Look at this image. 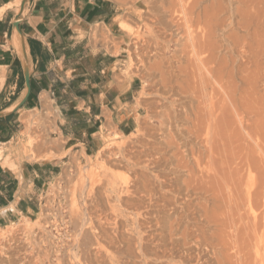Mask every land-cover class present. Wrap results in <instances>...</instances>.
Wrapping results in <instances>:
<instances>
[{"label":"rangeland","instance_id":"1","mask_svg":"<svg viewBox=\"0 0 264 264\" xmlns=\"http://www.w3.org/2000/svg\"><path fill=\"white\" fill-rule=\"evenodd\" d=\"M112 1L115 2L118 7V15L116 19L118 23L117 26L120 31L114 37V35H112L111 32L107 30L109 35H105V39L107 45H109V52L116 55L118 54V56H115L113 58L116 60L118 59V64L114 66L117 78L126 83H129L131 81L135 82L133 85V90L136 94V106L132 114L133 118L130 117L131 120L129 121V123H123L122 125L118 126L113 122L111 116L109 115L106 121H99L98 125L95 124L96 128H94L92 136L94 138L93 140H96L97 143L93 144L92 142L91 144L87 143L86 145H84L74 144L73 142L70 144L65 137L57 135L56 122L52 118L53 114L49 105H46L43 108L38 109L37 111L29 110L23 114V127L21 132L19 133V137L15 138L12 142L4 144L0 143V164L5 168H12L16 171H19L16 165L17 162L19 163L22 161L42 162L48 164V167L44 169L45 172L41 170L38 171V176L33 174V176L28 177L30 179H35H33V181L30 180V182L26 180L23 183V179L20 176L21 185H23L24 192L29 194V196H27V199H29V203L32 205L33 210L29 211V213H17L16 217L8 220L4 224H1L0 229L7 228L10 225L19 227L21 226L22 222H24L25 217H27L34 222H47L49 233L40 231L41 228L38 226V224H35L34 233L30 236L33 237L31 242H27V239L29 237L25 236V234L15 235L16 240L12 247H10V243L6 244V247L2 249L3 251H1L0 249V263L21 264L23 261L22 258L28 256L27 259L29 258L30 260L29 264H69L72 250L74 251L75 249V240L77 237L75 235L77 234L78 229L76 226L78 224L77 215L78 212H80H77V210L79 209L81 211L84 210V212H86L87 214L89 213V225L87 224L84 227L87 228V230L88 228L92 229L96 227L98 229L97 231H100L102 229L105 230V233L101 235L102 237L100 238V241L104 244L108 243V245L112 246V248L116 247L117 245V242L114 239H109L111 235L112 237L114 235V233H112L114 228H117L118 226L117 229H119V231L124 234L123 238L125 237L124 239L126 240H124V242L126 243V241L129 240L128 238H134L135 236H138V233H136L134 230H136V225L140 227L139 231L145 242L147 248L146 252L150 264H222L223 258L226 259L224 260V264H244L247 255L250 256L251 254L252 255L248 257V260L250 259L249 261L253 263L255 259V254L253 253H255L256 250V245H253L256 244L254 234L258 232L260 233L262 228L259 229L260 231H256L254 229V220H251L253 218L251 217V214H248L250 210L248 209V205L245 202L246 198L245 196H239L243 191L239 193L237 190H235L236 188L232 183L231 187H234L233 189L236 193H231L230 187H225V189L223 187L224 190L222 189V192L219 191V194L215 193L216 195L218 194V196H216V203V201H213V196H215V194L213 193L216 192V187H214L216 188L215 190H212L213 186L207 184L206 182L204 187L202 185L204 183H201V181L198 179V181L193 182V184H195V187L194 185L192 187L195 188V190H193L191 187L189 189L186 187V185H184L186 184L185 181L190 178V174H192L193 171H195V173L199 175L200 171L204 168L206 169V166H208V159L202 158V161H204L203 159H205L204 162L207 164H204L202 162L203 164L201 163V167L197 168L198 164L193 161L194 159L192 157H188L187 153L184 151L186 149V147H184V142L188 140L186 129L189 127V120L193 118L192 110H190L188 113L187 111L185 112L183 111V109H181L177 114V119L174 117H172L173 120L170 119L169 126L161 122L163 114L170 115V113H172L171 101L174 97H179L181 92V87L176 85L175 87L177 89L175 88V93H177L178 95L176 94L177 96H174L171 95V93H168L169 86L167 84V80L170 75L169 64L167 63V61L171 59V57H173L174 52L178 48L175 42H168V40L172 38L171 36H169L170 29L173 28L172 30L174 32L176 31V28L174 26H171L170 24V21L172 20L171 13H168L167 11L168 7H170L168 6L170 0H157V2H155V5L164 4L163 6L165 7L164 11L166 12L161 11L158 14L155 11L156 8L154 7V1L152 2L153 4L151 3L153 7H151L150 4L146 3L145 0ZM159 2H161V4ZM211 2L212 0H208V2H205L204 5L209 6L211 5ZM235 5L238 4L235 3ZM151 9L154 12L152 16L150 13ZM125 24L129 27V29L123 26ZM151 24L152 26H150ZM148 26H150L149 30H151L149 32L147 31ZM137 30L143 38L142 42L144 45V49L142 53V61L140 59L138 60L137 52L135 50V46L138 45L134 42L136 34H139ZM238 32L239 29L233 28L230 29L227 34L229 36H233V34H236ZM230 33L232 35H230ZM263 92L264 90H261V97L264 98ZM165 97L167 98L165 99ZM261 101V110L263 111L262 113H264V101L263 99ZM193 102L194 101H192L193 106L197 105L196 101L194 102L195 105L193 104ZM186 104L187 107L191 106V103L188 101L186 102ZM34 113L36 114L34 115ZM32 116L33 121L37 122L35 126H33V132H35L34 135L40 139L34 145H30V141L32 140V138L27 133H25L28 129L27 127L30 125V122L28 123V118ZM194 145V140L192 142L189 141L190 147H195ZM195 151L197 152V154H200L199 152H203V147H195ZM146 161L148 163L150 161V163L148 164ZM186 161L189 162L187 163ZM192 162L195 165L197 164L194 169H192L194 166L192 165ZM185 163H187V165H185ZM186 167L189 168L186 169ZM230 170L231 169L227 170V174ZM242 171L243 173H245L244 170ZM242 171L239 170V174H241L240 176L242 177L239 178V174L235 177L240 180L239 182L244 189V186L246 184L244 182H247V178L246 173L243 174ZM88 172H91L90 177L87 175L90 174ZM126 172L128 176L131 177L129 184V186H131L129 187L130 191L126 194L124 193L120 198V201L118 202V199L114 197V193L110 191V186L108 185V183L110 180H114V178L115 180L120 181ZM156 174H159L162 176V178H165L163 179L164 183H160L159 181L160 179L162 181L161 176L155 181ZM89 178L91 179L89 180ZM175 179H177V181ZM156 182H158L159 184H157ZM228 183L231 184V180ZM242 183L244 184L242 185ZM197 188L198 190H196ZM220 194H222V196ZM219 195L220 199H223L224 197L225 200H220L218 198ZM227 196L228 198L232 196L227 199L229 200V202L226 201ZM235 196L237 199H235ZM261 197L264 198L263 196ZM233 198L236 201V204L235 201L232 200ZM230 199L232 200L233 205ZM94 201L96 203H94ZM240 201H242L243 203L245 202V205ZM222 202L225 204L220 206L219 204H222ZM262 202L264 203V199H262ZM262 202H260V206L262 207L257 209V212L261 209V211H259L258 213L259 215L264 209V205ZM226 203L228 204L227 206ZM116 204L118 207L116 206ZM215 204H217L219 207H216ZM84 208H86L87 211H85ZM207 208L209 209L207 210ZM203 210L204 212L208 211V215L206 213L204 214ZM212 210L214 212H212L211 214ZM216 210L218 213L220 210L222 214L219 213L218 215ZM169 212L171 213L169 214ZM230 212H232V214L234 212V214L231 215ZM137 214V218L140 217L138 219L139 223H135L134 225L133 219ZM228 214L231 216H229ZM238 214L241 216V218L240 216H238ZM133 215H135V217ZM221 215H223L224 217ZM219 216L220 218L223 217V220H221ZM103 217H105V219ZM193 218H195L196 220ZM245 218L246 221H243V219L245 220ZM248 218H250V220ZM212 220L214 221L211 222ZM231 220H233L234 222ZM239 220L240 222H238ZM216 221L219 222V224H216ZM224 221H226V223H224ZM260 221L261 216L259 222ZM106 222L110 224H107ZM114 222H116L117 225ZM194 222L198 223V225H195ZM204 222L206 223L204 224ZM220 222L224 226L225 230L223 229ZM245 222L247 225L244 224V227L242 226L243 224L241 225V223ZM186 223L187 228L185 225ZM248 224H251L249 225L250 227L252 226V233L249 230L250 227L248 226ZM110 225L114 228L112 229ZM192 226L195 229H198V227L201 229H198L199 231L197 230L194 232L192 231V229H190ZM129 227L131 229H128ZM226 228H228V233ZM185 229L188 230L185 232ZM201 230L204 231L203 237L206 236L205 240L203 239V237L200 238L202 236V232H200ZM132 231H134L135 233ZM192 232H194L195 236H193L194 234ZM206 232L207 234H205ZM19 233L22 232L20 231ZM226 234L228 235V237H225ZM246 234L249 240H247L248 238L246 237ZM217 235L220 236L217 237ZM253 235L254 238L251 237ZM236 236L238 239H236ZM215 238L221 240L218 241ZM226 238H229L230 241H227ZM83 239L85 241L89 240L88 236L87 238L82 237L81 240ZM93 239L94 238L92 237V240ZM200 239L201 241H199ZM224 239H226V241ZM134 240L135 239H132L128 242L131 243V245H135L136 242ZM208 240H210L211 242H208ZM223 241L225 244H223ZM248 241L251 242L249 243ZM215 242H217V244ZM249 245L251 247H249ZM206 246H208V248ZM225 246L228 247V250ZM212 247L216 250H214ZM244 247L246 252L241 251L244 250ZM248 247L249 249L251 248V252ZM252 247L255 248L252 249ZM238 249L239 253H237ZM240 251L241 253L244 252V254H248H245L244 256L243 253H240ZM149 252L150 254H148ZM200 252L202 253V257ZM249 252L251 254H249ZM169 253L171 256L169 255ZM211 253L213 254V256ZM233 253H236V256L237 254H239L240 256L238 255L237 258ZM218 254L220 256H216ZM167 255H169L170 257ZM222 255H224L223 258H221ZM228 255L232 256H230L229 258ZM124 258L127 259L125 257V254ZM242 258L245 260H243ZM211 259L213 260L211 261ZM132 260L136 262L139 261L140 263L141 258H134ZM214 260L216 262H214ZM225 261H227L228 263ZM251 262L250 264H252ZM99 264L109 263L107 262V260H105V262H100Z\"/></svg>","mask_w":264,"mask_h":264},{"label":"bare ground","instance_id":"2","mask_svg":"<svg viewBox=\"0 0 264 264\" xmlns=\"http://www.w3.org/2000/svg\"><path fill=\"white\" fill-rule=\"evenodd\" d=\"M145 2L150 4V5L153 2L154 7L156 8L155 11L157 14L160 13L161 11L163 12L165 10V7L163 6L164 4L163 5H155L156 4L155 2H157V0H145ZM161 2H163V1H161ZM161 2H159V3L161 4ZM205 2H208V0H170V3L168 5L170 7H168L167 11H168V13H171V16H172V17L170 16L172 19L170 21V24H171V26H174L176 28V31H175L176 33L172 30L173 28L170 29L169 36H171L172 38L169 39L168 42H171V43L175 42L177 44L178 48L174 52L173 57H171V59H169L167 61V63L169 64V75H170L168 80H167V84L169 86V90L168 89L167 90H168V93H171V95L177 96L178 94L175 93V88H176L175 86L178 85L179 87H181V90L179 89L181 92L179 91L180 92L179 97L178 96L174 97L173 100L171 101L172 113H170V115H164L163 114L161 122L163 124H167L169 126L170 125V119H172V117L177 119V116H178L177 114L181 109H183V111H185V112L187 111L188 113L190 110H192V112H193L192 117L193 118H191V120L188 119L189 120V127L186 129L188 140H186L184 142V147H186V149L184 151L187 153L188 157H190V158L192 157L194 159L193 161H195L199 165L198 166L196 164L197 168L201 167L202 162L204 164L208 163V166H206V169L204 168L205 171H204V169L201 170L199 175L197 173H195V171H193V173L190 174L191 175L190 178L186 181L184 180L186 183L184 185H186V187L189 189L191 187L193 190H195V188L192 187L193 185L195 187V184H193V182L200 180L201 183H204V184H202L203 186L205 185V182H206L207 184L213 186L212 190H215L217 188V190H215L216 192H214L213 194H215V193L219 194L220 193L219 191L222 192L225 189V187H228V188L230 187L231 193L232 192L236 193V192H234V189H233L234 187L236 188L235 190H237L239 193H241V191H243L242 194H240L239 196H242V197L245 196V198H246L245 202L248 205V209L250 210V211L248 210L250 212V213L248 212V214H251V217L253 218L251 220H254V224H253L254 229L256 231H260L259 229L262 228L260 233L259 232L256 233L257 235L254 234L255 238H254V235L251 236L252 238H254L256 240V244L252 243L253 245H256L255 253H253V254H255L254 255L255 259H254L253 263L254 264H264V209L260 215L258 213H259V211H261V209L258 210V212H257V209L262 207V206H260L261 205L260 202H262V199H264L261 197V196L264 197V113H262L263 111L261 110L262 109V106H261L262 101L261 100L263 99V101H264V98L261 97L262 96L261 90H264V0H212L211 5H209V6L204 5ZM235 3L238 5H235ZM151 7H153V6L151 5ZM164 12H166V11H164ZM150 13L152 16V14L154 13L152 9H151ZM154 24H155V22H154ZM123 26L125 28L129 29V27L126 24ZM150 26H152V24ZM150 26H148V30H147L148 32L151 31V30H149ZM175 28H174V30H175ZM233 28L239 29V32L236 34H233V36H229L227 34V32ZM129 32H131V31H129ZM233 32H234V30H233ZM138 33H139V31H138ZM230 35H232V34L230 33ZM142 41H143L142 35L140 33L136 34L134 42H135V44H138V45L135 46V50L137 52L138 60L140 59L141 61L143 59L142 53H143V49H144L143 48L144 45H143ZM177 56H178V59H177ZM183 63H184V65H183ZM166 98L167 97H165V99ZM187 101L191 103L190 107H187V104H186ZM192 101H194V102L196 101L197 105H195L193 102V104L195 105V106H193ZM28 119H29L28 123L30 122V125L27 123L29 126L27 127L28 129L25 133H27L32 138V140L30 141V145L31 144L34 145L40 140L38 137H36L34 135L35 132H33V128H34L33 126H35V124L37 122L33 121V116L28 118ZM193 140L195 141V145H194L195 147H197V148L201 147V146L203 147V152H199L200 154H197V152L195 151V147L189 146V141L192 142ZM0 154H1V151H0ZM202 158H207L208 159L207 163L204 162L205 159H203L204 161H202ZM149 163H150V161H149ZM187 163H185V165H187ZM189 165H191V164H189ZM192 165H194L192 168V169H194L196 165L193 164V162H192ZM149 166H152V165H149ZM189 167H186V169ZM132 168H133V166H132ZM227 168L231 169L230 171H228V174L230 173L229 175L227 174V170H229ZM239 170L240 171L244 170L246 173L247 182H244V183H246L244 186V189L242 188L241 183L239 182L240 180L235 177L236 175L239 174ZM197 171H199V170H197ZM88 173H90V174H87L90 177L91 172H88ZM242 173H243V171H242ZM245 173H243V174H245ZM240 175L241 174L238 175L239 178L242 177ZM160 176L161 175L156 174L155 175V178H156L155 181L157 179H159ZM161 178H162V176H161ZM90 179L91 178H89V180ZM130 179H131V177H129L127 172H126L120 181L115 180V178H114V180L112 179L109 181V183H108V185L110 186L109 189L112 193H114V197L116 199H118V202L120 201V198L122 197V195L124 193L126 194L130 191L129 190L130 189L129 187H131V186H129ZM163 179H165V178L163 177L162 181H161V179L159 180L160 183L163 182ZM175 180L177 181V179H175ZM230 180H231V184L228 183V182H230ZM155 181H154V183H155ZM245 181H246V179H245ZM158 182H156V183L159 184ZM232 183H233L234 187H231ZM244 183H242V185ZM214 187H216V188H214ZM223 187H224V189H223ZM241 188H242V190H241ZM199 189H200V187H199ZM196 190H198V188ZM202 192H204V191H202ZM225 192H226V190H225ZM218 194L217 195L215 194V196H213V199H214L213 201H216V203H217V197L216 196H218ZM223 194H225V193H223ZM220 195L222 196V194H220ZM220 195L218 197L219 199H220ZM111 196H112V194H111ZM129 196H131V195H129ZM236 196H235V199H237ZM133 197H134V195H133ZM230 197H232V196H230ZM109 198H111V197H109ZM229 198L227 196L226 201L229 202V200H227ZM223 199H224V197H223ZM232 200H234V198ZM232 200H231V202H232ZM243 200H245V199H243ZM74 202H75V200H74ZM218 202H219V200H218ZM223 202H225V201H223ZM223 202H222V204H219V205L221 206V205L225 204ZM240 202H242V201H240ZM240 202H238V203H240ZM94 203H96V202L94 201ZM242 203H241V205H242ZM73 204H75V203H73ZM117 204H119V203H117ZM117 204H116V206H117ZM235 204H236V201H235ZM215 205H216V207L218 206L217 204H215ZM227 205L228 204L226 203V206ZM232 205H233V202H232ZM263 205H264V203H263ZM73 206H75V205H73ZM86 208H88V207H86ZM86 208H84L85 211H87ZM146 208H147V206H146ZM208 209L209 208H207V210ZM215 209H218V208H215ZM219 209H222V208H219ZM213 210L211 211V214H212V212H214ZM243 210H244V208H243ZM78 211H80V212H78ZM165 211H167V210H165ZM223 211H225V210H223ZM240 211H242V210H240ZM77 212H78V215H77V219H78L77 223L78 224L76 223L77 224L76 226L78 229H77V234L75 235L77 237L75 240V249H74V251L72 250L71 259L69 261V264H99L100 262L101 263L105 262V260H107V262L109 264H150V261L148 260V255L146 252L147 248H146L145 242L143 240V237L141 236L140 231H139L140 227H138L136 225V230H134L136 233H138V236L131 238L129 235L130 238H128V239L129 240L135 239L134 241L136 242L135 245H131V243L128 242L129 240L126 241V243L128 242L127 244L124 242V240H126V239H124L125 237L123 238L124 234H122L121 231H119V229H117L118 226H117V228H114L110 225V227H112V229L114 228L112 231V233H114V235H113V237H112V235H111V237H109V235H108V237H109V239H114L117 242L116 247L112 248V246H109L108 243L104 244L103 242L100 241V238L102 237L101 235H103V233H105L104 232L105 230L102 229L100 231H97L98 229L96 227V228H92V229L88 228V230H89L88 231L87 228L84 227L89 223V220H90L89 215H88L89 213L87 214L86 212H84V210L81 211L80 209L77 210ZM110 212H111V210H110ZM117 212H118V209H117ZM203 212H204V210H203ZM207 212H204V214L205 213L207 214ZM216 212H217V210H216ZM170 213L171 212H169V214ZM219 213H221L220 210H219ZM219 213H218V215H219ZM230 214L233 215L234 212H233V214H232V212H230ZM239 214H238V216H240ZM231 215H229V216H231ZM116 216H117V213H116ZM133 216L135 217V215H133ZM137 216H138V214L133 219L134 225H135V223H137V224L139 223L138 219L140 217L137 218ZM221 216H223V215H221ZM244 216H245V214H244ZM244 216H243V218H244ZM260 216H261V221L259 222ZM201 217H203V216H201ZM103 218L105 219V217H103ZM215 218H216V216H215ZM219 218H220V216H219ZM222 218H220V219L223 220ZM240 218H241V216H240ZM250 218H248V219L250 220ZM193 219H195V218H193ZM205 219H207V218H205ZM110 220H111V218H110ZM197 220H198V218H197ZM217 220H218V218H217ZM213 221L214 220H212L211 222H213ZM231 221H233V220H231ZM243 221H246V218H245V220L243 219ZM221 222H220V224H221ZM238 222H240V220ZM251 222H253V221H251ZM114 223H116V222H114ZM192 223H191V225H192ZM205 223L206 222H204V224ZM217 223L219 224V222L216 221V224ZM224 223H226V221H224ZM35 224H38V226L41 228L40 231H42L44 233H47V232L49 233L47 222H45V223L34 222L30 218H27V217H25L24 222H22L21 226H19L20 228L18 226L15 227L13 225H10L7 228L0 229V249H1V251H3L2 249H4L6 247V244L11 243L10 247H12L15 240H16L15 235H18V234H21V235L25 234V236L29 237L27 239V242L28 241L31 242L33 237H30V236L34 233ZM107 224H110V223H107ZM194 224L198 225V223H195V222H194ZM229 224H231V223H229ZM244 224L247 225L246 222L241 223L242 226H244ZM116 225H117V223H116ZM185 225L187 228V223ZM195 225H194V227H195ZM249 225H251V224H248V226ZM99 227H100V225H99ZM137 227H138V229H137ZM192 227L190 229H192V231H194V232L197 231L198 229H201L199 227H198V229H195L193 227L194 228L193 229ZM219 227H220V225H219ZM222 227L225 230L223 225H222ZM229 228H231V227H229ZM251 228H252V226L250 227V229L249 228H247V229H249L251 232ZM128 229H131V228L129 227ZM134 229H135V226H134ZM226 229H227V233H228L229 232L228 228H226ZM187 230L188 229H185V232ZM203 230H204V228H203ZM20 231L22 233H19ZM134 231H132V232H134ZM189 231H188V233H189ZM194 232H192V233L194 234ZM200 232H202V236L200 235L201 236L200 238H202L204 231L201 230ZM188 233H187V235H188ZM221 233H223V232H221ZM205 234H207V232ZM247 234H246V237H247ZM132 235H136V234H132ZM87 236H88L89 240H87V241H85L84 239H83L84 241L81 240L82 237L87 238ZM193 236H195V234ZM219 236L217 235V237H219ZM92 237L94 238L93 239L94 241L92 240ZM205 237L206 236L203 237L204 240H205ZM222 237H224V236H222ZM225 237H228V235L226 234ZM180 238H181V236H180ZM226 239H227V241H230L229 238H226ZM226 239H224V240L226 241ZM236 239H238L237 236H236ZM216 240H218V239H216ZM220 240H218V241H220ZM247 240H249V238ZM196 241H198V240H196ZM199 241H201V239ZM209 241L210 240H208V242ZM237 241H239V240H237ZM217 242H215V243L217 244ZM204 243H205V241H204ZM219 243H221V242H219ZM244 243H245V241H244ZM223 244H225L224 241H223ZM229 244H230V242H229ZM229 244H227V245H229ZM202 245H204V244H202ZM210 245H208V246H210ZM245 245H246V243H245ZM208 246H206V247L208 248ZM235 246H236V244H235ZM25 247H27V246H25ZM245 247L243 248L244 250H241V251L246 252ZM249 247H251V246L249 245ZM249 247H248V249H249ZM76 248H77V250H76ZM226 248L228 250V247H226ZM254 248L252 247V249H254ZM220 249H222V248H220ZM200 250H202V249H200ZM214 250H216V249H214ZM217 251H219V250H217ZM223 251H225V250H223ZM241 251H240V253H241ZM251 251L252 250H250V252ZM82 252H84V253H82ZM244 252H242L244 256H245V254L246 255L248 254V253L244 254ZM250 252H249V254H251ZM4 253H6V252H4ZM237 253H239V249H238ZM124 254H125V257L127 259L124 258ZM148 254H150V252ZM171 254H172V252H171ZM233 254H235V256H236V253H233ZM169 255H170V253H169ZM169 255H167V256H169ZM220 255H221V253H220ZM220 255L218 254L216 256H220ZM238 255L239 254H237V256H236L237 258H238ZM212 256H213V254H212ZM223 256L224 255H222L221 258H223ZM226 256H225V258H226ZM228 256L230 258V256H232V255H228ZM250 256L247 255L246 260L242 258L243 260H245L244 264H248V262L250 264L251 261H249L250 259L248 260V257H250ZM27 257L22 258L23 261L21 264H29L30 263V260H29V258L27 259ZM139 257L141 258L140 263H139V261L136 262V261L132 260L134 258H139ZM201 257H202V253H201ZM212 260L213 259H211V261ZM215 260H217V259H215ZM215 260H214V262H216ZM224 260H226V259L223 258L222 264H224ZM247 260H248V262H247ZM152 261H153V259H152ZM252 261H253V259H252ZM225 262H227V261H225ZM208 263H210V262H208ZM162 264H164V263H162Z\"/></svg>","mask_w":264,"mask_h":264},{"label":"crops","instance_id":"3","mask_svg":"<svg viewBox=\"0 0 264 264\" xmlns=\"http://www.w3.org/2000/svg\"><path fill=\"white\" fill-rule=\"evenodd\" d=\"M23 1L0 0V143L19 137L25 112L46 105L70 144H96L95 124L109 115L118 126L129 123L135 82L117 78L118 54L105 39L107 30L114 37L120 31L115 2L26 0L22 8ZM16 165L19 171L0 164V225L33 210L21 178L33 181L28 177L48 167Z\"/></svg>","mask_w":264,"mask_h":264},{"label":"water","instance_id":"4","mask_svg":"<svg viewBox=\"0 0 264 264\" xmlns=\"http://www.w3.org/2000/svg\"><path fill=\"white\" fill-rule=\"evenodd\" d=\"M25 2H26V0H24V1H23L22 8L24 7V5H25Z\"/></svg>","mask_w":264,"mask_h":264},{"label":"trees","instance_id":"5","mask_svg":"<svg viewBox=\"0 0 264 264\" xmlns=\"http://www.w3.org/2000/svg\"><path fill=\"white\" fill-rule=\"evenodd\" d=\"M0 202H1V200H0Z\"/></svg>","mask_w":264,"mask_h":264}]
</instances>
